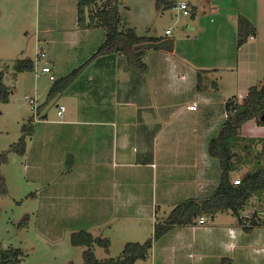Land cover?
<instances>
[{"label": "crops", "instance_id": "0c3cea01", "mask_svg": "<svg viewBox=\"0 0 264 264\" xmlns=\"http://www.w3.org/2000/svg\"><path fill=\"white\" fill-rule=\"evenodd\" d=\"M184 1L194 8L195 15L200 4L207 3V0ZM38 3L40 40L48 44L49 64L45 65L51 66L57 80L56 74L62 78L90 60L104 42L106 31L102 27L78 26L77 0H38ZM208 3L216 10L222 4L230 13L227 36L220 39L223 44L236 42L239 15L255 22L254 7L255 12L259 11L258 4H252L251 0H223L222 3L208 0ZM159 49L150 48L144 56L149 67L147 72L132 67L119 53L92 59L67 88L52 96L65 94L73 101L70 106L59 103L55 119L49 117V112H43L44 106L37 103L36 97H25L31 109L38 111V117L34 116L35 132L28 139L23 156L35 164L36 173L41 172L43 177V160L50 157L49 168H52V174L46 176L48 188L38 196L39 213L45 223L47 217L57 211L54 207L57 204L65 212L61 219L82 222L88 216L98 225L110 218L135 216L134 211L138 210L135 206L139 205L142 207L139 215L151 218L152 237L163 206L170 212L177 203L209 197L217 188L220 161L209 154L208 144L227 118L225 103L230 97L221 93V89H225V76L236 85L238 94L246 95L255 83L251 81L249 86L243 87L246 76L242 72L245 63L253 58L260 61L264 40L257 27V34L238 46L236 58L234 54L223 52L221 65L201 62L196 66L194 62L177 59L174 50L166 53ZM259 65L264 68V63ZM203 70L208 78L219 72L223 82L218 83L217 89L198 90L197 76ZM194 104L197 108L190 109ZM61 105L65 109L60 115ZM45 114L46 117L41 118ZM241 136L244 140L236 147L239 153L247 150L243 146L251 145L249 138H264V124L255 119L247 121ZM49 141L54 143L50 153L46 148ZM68 154H73L75 159L70 171L65 169ZM245 157L241 162H246ZM241 162V171H233L232 178L233 174L250 171L241 167ZM258 165L264 166L260 162ZM133 169L139 172L135 177L129 174ZM140 173L145 174L144 179L151 187V196L147 198L132 191L141 187ZM167 176L174 180L171 185L165 181ZM75 203L83 208L78 211ZM262 203L264 195L258 203L251 204V211L245 214L246 204L241 214L264 215ZM258 207L262 211H258ZM199 219L173 226L154 241L144 261L149 264H220L223 257H229L233 264H264V225L247 231L231 210L219 212L214 218L206 216L205 224H200Z\"/></svg>", "mask_w": 264, "mask_h": 264}, {"label": "rangeland", "instance_id": "374dc122", "mask_svg": "<svg viewBox=\"0 0 264 264\" xmlns=\"http://www.w3.org/2000/svg\"><path fill=\"white\" fill-rule=\"evenodd\" d=\"M117 3L123 17L136 27L140 35H153L164 37L165 40H173L174 54L179 60L194 62L196 66L201 62L207 65H221L219 61L222 56L225 57L224 51L237 57L238 38L232 44L229 42L223 44L220 40L227 36L226 32L229 28L227 18L230 14L222 4L216 10L211 8L207 0L206 4H200L196 15H186L176 7L161 11L157 9L155 0H117ZM251 3L259 6L258 12H255L254 7L252 15L255 16L254 23L258 27L260 38L264 40V0H251ZM243 10H246V7H243ZM39 12L38 0H0V70L5 71L4 81L12 90L8 102L0 101V153L7 152L11 145L19 140L22 135V125L25 122L35 115L38 117V111L36 110L35 113V110L31 109L30 102L25 99L26 96L36 97L37 103L44 106L43 112H49V117L53 119L58 116L57 105L59 103L68 106L73 104L68 95L59 94L49 98L48 94L43 91V87L46 91H50L54 81H51L49 74H42V67L46 63L49 64V61L46 52L48 44L40 40ZM167 28L172 34L166 33ZM159 50L166 53L172 52V49L160 48ZM38 51H45L46 57L38 60ZM25 58L34 60V71L16 70V60ZM260 63H264V51L260 61L253 58L245 63L246 67L242 72L245 74L243 76H246L243 87L251 81H254V85L264 83V68L259 65ZM54 72L56 74L55 70ZM56 75L57 79L61 78L58 74ZM212 80H216L219 84L223 82L219 72L206 81L211 82ZM229 81V78L225 76V89H221V93H226L227 98L235 95L237 100L242 102L245 93L238 94L236 85L233 81ZM229 91L232 92L229 93ZM249 139L252 142L250 148L245 151L241 150L246 155V162L242 161L241 167L245 166L252 171L257 166H261L258 165L259 162L264 165V138L251 137ZM57 142L58 140L55 145ZM46 146L47 152L50 153L54 143L49 141ZM48 159L50 157L42 163L43 177L41 172L36 173L35 164L26 161L25 156L13 151L7 152V158L0 155V175L4 176L7 187V192L0 194V243L5 248L22 249L25 256L21 264H69L71 261L83 264L84 251L87 247L72 243L71 236L75 231L87 230L94 236L110 239L109 252L104 247L94 244L93 249L99 258L118 257L126 242H143L150 237L151 218L139 215L142 208L139 205L135 206L138 208L136 212L134 211L135 216L110 218L111 220L98 225L95 224L93 217L88 218V216L82 222L61 219L65 212L60 209L62 206L57 204L54 205L57 211L47 217L45 223L39 213L41 206L38 196L43 193L44 189L47 190L46 176L52 174ZM239 169L238 167L236 171H241ZM137 171L133 169L129 174L135 177L139 173ZM240 176H242L241 173L233 174L232 179H238ZM144 177L145 174L140 173L138 180L141 187L132 188V191L142 198H147L151 196V189H149L151 187ZM165 181L169 185L174 182L168 176ZM160 182L162 178L159 179L158 184ZM263 195L264 191H258L251 196L244 208L245 214L251 211L249 206L252 207L251 204L258 203ZM263 205L262 203L261 206ZM74 206L78 211L83 208V205L78 203ZM258 209L262 211L261 207ZM168 213L169 209L163 206L162 212L159 211V216L162 218ZM48 225L51 227H47ZM138 264H149V262L142 260Z\"/></svg>", "mask_w": 264, "mask_h": 264}, {"label": "trees", "instance_id": "16d2710c", "mask_svg": "<svg viewBox=\"0 0 264 264\" xmlns=\"http://www.w3.org/2000/svg\"><path fill=\"white\" fill-rule=\"evenodd\" d=\"M157 9L164 11L177 6L178 0H155ZM191 7V15H194ZM77 22L80 28L102 27L106 31L104 42L82 66L74 69L66 76L54 80L48 97L63 91L79 75L82 69L101 55L123 54L128 63L143 72L149 67L144 61L148 49L165 48L173 50V40H165L164 37L153 35H140L135 26L126 20L119 10L117 0H77ZM257 34V27L253 21L244 15L238 17V46L246 43L250 36ZM7 69V68H6ZM17 71H34L33 59L25 58L16 60ZM5 71L0 70V101L8 102L12 93L11 88L5 83ZM198 90L207 88L217 89L216 80L207 82L205 72H198ZM42 105L39 107V111ZM228 117L222 125L219 133L213 136L208 144L209 154L220 161L221 176L217 188L209 197L189 198L177 203L165 217H158L154 227L153 236L144 242L129 241L124 245L122 253L118 257H97L94 244L104 247L109 252L111 241L108 237L94 236L90 231L80 230L72 233V243L82 244L87 248L84 251L83 264H137L139 260H145L150 254L154 241L163 236L175 225H186L195 222L200 216H214L224 210H232L239 224L247 231L256 226L264 225V215L254 212L251 216H243L241 209L248 200L258 191H264V166L247 171L242 175L239 184L232 179V172L236 171L242 157L246 156L236 151L239 141L242 139L241 129L250 120L255 119L259 124H264V83L253 85L239 102L235 96L230 97L225 103ZM41 115V118H45ZM35 117L30 118L22 125V135L13 143L7 152L13 151L20 155L27 152L28 139L34 134ZM249 149V145H245ZM7 152L0 153L7 158ZM75 164L73 154H68L65 162L66 171H70ZM7 187L4 176L0 175V194H5ZM25 252L16 247L5 248L0 243V264H21ZM69 264H77L70 262ZM220 264H233L229 257H223Z\"/></svg>", "mask_w": 264, "mask_h": 264}, {"label": "built area", "instance_id": "2783aa9c", "mask_svg": "<svg viewBox=\"0 0 264 264\" xmlns=\"http://www.w3.org/2000/svg\"><path fill=\"white\" fill-rule=\"evenodd\" d=\"M176 7H177L178 10L182 11L186 15L191 14V7L189 6V4H188L187 1H184V0L179 1L177 3V6ZM166 33L167 34H170L171 33V30L168 29L166 31ZM45 57H46V52L45 51H38V53H37V59L38 60H41L42 58H45ZM42 73L49 74V77H50V79L52 81L56 79L55 75L52 73V68L49 65H44L42 67ZM189 108L190 109H196L197 106H196V104H194V105L189 106ZM64 109H65V106L64 105H61L60 106V110H59V114L60 115L62 114V112H63ZM224 114H225L226 117H228V111L226 109L224 111ZM240 179H242V178L239 177L238 179H235L234 182L236 184H239V183H241L240 182ZM199 222H200V224H205L207 222L206 216H200Z\"/></svg>", "mask_w": 264, "mask_h": 264}]
</instances>
